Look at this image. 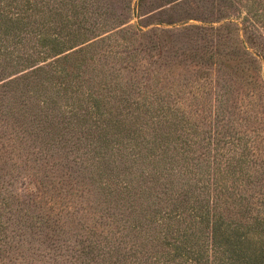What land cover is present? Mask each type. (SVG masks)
Here are the masks:
<instances>
[{"label":"trees","instance_id":"obj_1","mask_svg":"<svg viewBox=\"0 0 264 264\" xmlns=\"http://www.w3.org/2000/svg\"><path fill=\"white\" fill-rule=\"evenodd\" d=\"M151 1L132 0V11ZM163 1L177 14L196 2ZM243 1L264 16V0H220L216 20L169 17L148 29L105 20L99 0H0V107L19 110L40 93L45 121L63 99L75 120L93 122L80 131L100 150L104 113L125 126L113 161L160 205L146 198L135 212L153 223L164 208L162 221H183L175 250L193 264H264V34L252 16L224 13Z\"/></svg>","mask_w":264,"mask_h":264},{"label":"rangeland","instance_id":"obj_2","mask_svg":"<svg viewBox=\"0 0 264 264\" xmlns=\"http://www.w3.org/2000/svg\"><path fill=\"white\" fill-rule=\"evenodd\" d=\"M131 1L99 0L98 9L107 11L104 19L115 25L130 21L149 29L159 19L187 15L197 18L188 23L204 24L218 19L217 8H222L214 0L211 13L212 0H196L192 10L184 7L177 14L163 0H154L134 14ZM249 7L257 8L243 1L224 13L242 21L254 13L247 12ZM250 19L264 34V16ZM161 26L176 28L182 22ZM43 99L32 93L21 98L19 110L0 107V264H193L191 253L175 250L182 244L180 230L187 226L183 221H162L171 212L165 214L164 208L153 223L146 213L135 212L146 198L150 209L160 205L140 191L139 175L113 161L116 143L127 146L128 140L118 134L125 126L100 114L109 139L100 150L91 134L80 131L81 125L93 123L90 119L78 122L64 100L57 99L56 116L43 121ZM170 139L182 142L185 136L175 133Z\"/></svg>","mask_w":264,"mask_h":264}]
</instances>
